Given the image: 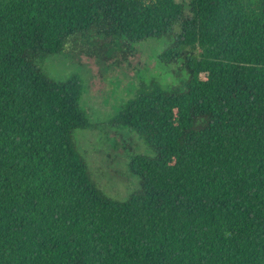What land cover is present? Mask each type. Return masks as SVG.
Masks as SVG:
<instances>
[{
	"label": "trees",
	"instance_id": "trees-1",
	"mask_svg": "<svg viewBox=\"0 0 264 264\" xmlns=\"http://www.w3.org/2000/svg\"><path fill=\"white\" fill-rule=\"evenodd\" d=\"M174 25L158 58L185 78L113 114L150 154L108 199L71 141L79 79L38 64L116 66ZM0 264H264V0H0Z\"/></svg>",
	"mask_w": 264,
	"mask_h": 264
},
{
	"label": "rangeland",
	"instance_id": "rangeland-1",
	"mask_svg": "<svg viewBox=\"0 0 264 264\" xmlns=\"http://www.w3.org/2000/svg\"><path fill=\"white\" fill-rule=\"evenodd\" d=\"M177 33L178 25H174L165 37L133 43L132 54L116 66L71 53L49 55L38 64L41 72L54 80L71 76L79 79L78 105L87 126L74 130L71 141L85 163L89 179L108 199L123 201L137 190L138 178L129 171V161L135 155L150 154L134 132L113 123V114L140 85H181L185 78L181 60L166 64L158 58Z\"/></svg>",
	"mask_w": 264,
	"mask_h": 264
}]
</instances>
